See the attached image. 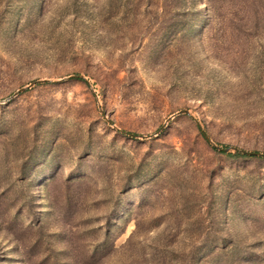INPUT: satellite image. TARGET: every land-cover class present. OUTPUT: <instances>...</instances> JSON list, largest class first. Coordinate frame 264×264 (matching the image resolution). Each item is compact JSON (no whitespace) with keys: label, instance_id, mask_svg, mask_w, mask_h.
I'll list each match as a JSON object with an SVG mask.
<instances>
[{"label":"rangeland","instance_id":"rangeland-1","mask_svg":"<svg viewBox=\"0 0 264 264\" xmlns=\"http://www.w3.org/2000/svg\"><path fill=\"white\" fill-rule=\"evenodd\" d=\"M0 264H264V0H0Z\"/></svg>","mask_w":264,"mask_h":264},{"label":"trees","instance_id":"trees-1","mask_svg":"<svg viewBox=\"0 0 264 264\" xmlns=\"http://www.w3.org/2000/svg\"><path fill=\"white\" fill-rule=\"evenodd\" d=\"M76 79H81V78L76 77ZM30 135H31V137H30L31 138V145L27 149V151L25 153V157L20 160V164L18 163V168L22 167L20 169V173L22 176L27 178V177L36 173L37 179L41 180L47 176H50L53 173L55 166L58 165V162L54 161L52 151H44L41 153L42 156L40 158H38V159L33 158L32 159V166L36 170H34V168H33L31 171H29V166L25 165L26 158L28 157V155L30 156L32 153H34L37 150V147L39 145L38 141L36 140V138L38 139V133L32 132ZM43 143L45 144L44 141L41 142V144H43ZM235 154H238V152H236ZM240 155H245V154L240 153ZM32 181H33V179H29L27 184L31 183ZM23 185H25V184H23ZM22 190L25 193L24 195H26L25 201H31V203L34 204L35 202H34L33 193L28 191L27 185ZM32 210H33V208H32Z\"/></svg>","mask_w":264,"mask_h":264},{"label":"water","instance_id":"water-1","mask_svg":"<svg viewBox=\"0 0 264 264\" xmlns=\"http://www.w3.org/2000/svg\"><path fill=\"white\" fill-rule=\"evenodd\" d=\"M23 87L24 86H20V87H18L17 89H15L14 91H13V94H15V93H17L18 91H20V90H22L23 89ZM185 109H182V110H180V111H184ZM209 142H210V144L211 145H213L214 147H216V148H222V147H220L218 144H216V143H214L213 141H211V140H209ZM222 149H227L226 147H223ZM244 151V150H243ZM245 152H249V153H254L255 151H245Z\"/></svg>","mask_w":264,"mask_h":264}]
</instances>
